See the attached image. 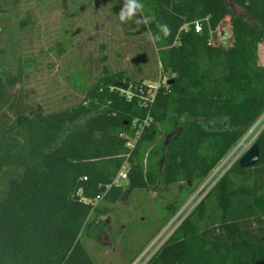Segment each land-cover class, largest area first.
I'll return each mask as SVG.
<instances>
[{
    "label": "trees",
    "instance_id": "1",
    "mask_svg": "<svg viewBox=\"0 0 264 264\" xmlns=\"http://www.w3.org/2000/svg\"><path fill=\"white\" fill-rule=\"evenodd\" d=\"M141 2L149 32L153 16L171 30L152 42L171 78L154 96L106 69L79 103L32 115L1 66L0 264H95L81 240L104 233L101 202L177 186L185 203L264 115V0ZM254 144L256 166L239 158L147 264H264V128ZM125 164L127 182L114 185Z\"/></svg>",
    "mask_w": 264,
    "mask_h": 264
},
{
    "label": "rangeland",
    "instance_id": "2",
    "mask_svg": "<svg viewBox=\"0 0 264 264\" xmlns=\"http://www.w3.org/2000/svg\"><path fill=\"white\" fill-rule=\"evenodd\" d=\"M122 3L0 0V70L7 64L4 69L17 78L14 94L24 93L28 113L58 111L79 103L85 97V89L106 69L126 72L130 80L151 86L153 94L160 83L169 79V73H163L159 65L158 50L148 39L146 22L136 23L134 18L127 24L120 23ZM234 12L243 13L236 8ZM228 24L227 19L226 28ZM219 33L217 43L224 45L229 30ZM259 56L264 66V44ZM206 125L214 126L209 122ZM263 125L264 115L185 203L182 188L177 186L133 191L127 200L116 204L101 202L98 207L104 216L98 221L106 222L104 233L95 240H81L95 264H147L229 168L253 146ZM175 202L182 207L173 217L169 206Z\"/></svg>",
    "mask_w": 264,
    "mask_h": 264
},
{
    "label": "clouds",
    "instance_id": "3",
    "mask_svg": "<svg viewBox=\"0 0 264 264\" xmlns=\"http://www.w3.org/2000/svg\"><path fill=\"white\" fill-rule=\"evenodd\" d=\"M145 5L141 0H123L121 9L118 13V19L120 23L127 24L129 21H132L135 18L136 23L145 22L141 13ZM152 22L156 24L157 32L155 34L149 33L148 39L153 42H159L163 38H166L170 35V28L166 23L160 22L156 17L151 18Z\"/></svg>",
    "mask_w": 264,
    "mask_h": 264
},
{
    "label": "water",
    "instance_id": "4",
    "mask_svg": "<svg viewBox=\"0 0 264 264\" xmlns=\"http://www.w3.org/2000/svg\"><path fill=\"white\" fill-rule=\"evenodd\" d=\"M116 86L124 91L128 90V87L123 84H116ZM259 133V132H258ZM257 133V134H258ZM255 138V137H254ZM260 150L258 145L254 144L243 156L240 158L239 165L242 169H250L256 166L259 161Z\"/></svg>",
    "mask_w": 264,
    "mask_h": 264
},
{
    "label": "built area",
    "instance_id": "5",
    "mask_svg": "<svg viewBox=\"0 0 264 264\" xmlns=\"http://www.w3.org/2000/svg\"><path fill=\"white\" fill-rule=\"evenodd\" d=\"M185 28H186V27H185ZM194 28H195V31H196L197 33H202V31H203V27H202L201 23H199V22H197V23L194 25ZM224 45H226V43H225ZM169 80H171L170 77H169V79H167L165 82L160 83V85L156 88L155 93L153 94V96L156 94V91L158 90V88H159L161 85L168 86ZM166 82H167V83H166ZM149 87L152 89L151 86H149ZM263 128H264V125H263V127L261 128V130L259 131V133L263 130ZM259 133L256 134V136H255L254 139L257 138V136L259 135ZM134 143H135V142H130L127 146H128L129 148L133 149V144H134ZM129 170H130V166H129L128 164H125L124 167L122 168V170L120 171V173L118 174V176L116 177V179L114 180V185L125 184V183L127 182V180H128V172H129Z\"/></svg>",
    "mask_w": 264,
    "mask_h": 264
},
{
    "label": "bare ground",
    "instance_id": "6",
    "mask_svg": "<svg viewBox=\"0 0 264 264\" xmlns=\"http://www.w3.org/2000/svg\"><path fill=\"white\" fill-rule=\"evenodd\" d=\"M257 126V125H256Z\"/></svg>",
    "mask_w": 264,
    "mask_h": 264
}]
</instances>
